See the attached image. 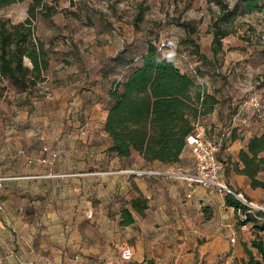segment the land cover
Wrapping results in <instances>:
<instances>
[{
  "label": "rangeland",
  "instance_id": "obj_1",
  "mask_svg": "<svg viewBox=\"0 0 264 264\" xmlns=\"http://www.w3.org/2000/svg\"><path fill=\"white\" fill-rule=\"evenodd\" d=\"M42 1L45 7L36 12V31L53 46L47 79L32 95L0 80V176L9 181L7 198L11 209H20L16 220L22 217L23 224L109 231L115 209L120 213L127 204L130 191L125 181L130 175L124 171L137 166L136 154L129 159L109 154L100 128L74 99L80 85L75 75L97 80L110 69L112 77L118 68L112 60L115 54L125 51V61L131 62L152 42L161 57L187 73L196 85L207 77L210 87H226V99H232L228 92L240 88L236 100L249 101L250 96L264 104V11L235 15L225 25L229 34L222 40L217 63L207 68L188 40L212 59L210 25L218 8L208 0ZM28 5L0 8V18L13 24L24 21ZM183 22L193 32L180 26ZM99 69L106 70L96 73ZM83 86L80 92H92ZM95 181L108 184L104 191L109 204L96 203ZM84 183L90 191L86 197ZM253 206L252 211H258L256 206L264 208Z\"/></svg>",
  "mask_w": 264,
  "mask_h": 264
},
{
  "label": "crops",
  "instance_id": "obj_2",
  "mask_svg": "<svg viewBox=\"0 0 264 264\" xmlns=\"http://www.w3.org/2000/svg\"><path fill=\"white\" fill-rule=\"evenodd\" d=\"M51 66L52 63L50 70ZM100 72L104 70L99 69L96 73ZM75 78V83L80 82L74 97L79 101L78 109L89 111V119L106 138L102 127L111 81L105 78V74L97 80L91 76L84 79L75 75ZM201 84L207 93H213L214 86L210 87L207 77ZM79 86L92 92H80ZM225 88L220 87V92L214 93L217 105L199 121L207 137L219 140L223 135L217 154L225 165L223 182L252 205H264V191L251 188L250 180L236 171L242 167L238 154L245 150L248 140L264 134V120L253 115L250 96H246L249 101L236 100L241 91L238 88L235 93L228 92L232 99H226ZM92 99H96V103ZM87 100L91 103L87 104ZM97 110L100 115L93 114ZM230 124L231 133L225 134V128ZM136 157L137 166L124 171L130 175L129 181H125L130 195L121 209L128 211L133 222L120 226L121 212L115 209V220L114 223L111 221L113 227L109 231L61 227L39 229L33 224H23L22 217L16 220V215L21 214L20 209L18 212L17 208L11 209V201L7 198L9 181H5L0 189V264H115L122 245H128L132 251L128 264H241L247 260L244 247L256 256L250 243L257 236L264 238V232L256 231L251 223L239 226L234 209L226 206L223 195L183 177L154 174V171H176L191 175L193 156L189 148H184L180 161L173 165L146 163L138 154ZM258 176L264 180V173ZM107 185L104 181H95L93 196L100 206L109 204L105 200L108 192L104 191ZM88 192V185L84 183L82 194L86 197ZM138 198L146 203L140 213L131 208V201ZM232 235L234 243L229 240Z\"/></svg>",
  "mask_w": 264,
  "mask_h": 264
},
{
  "label": "trees",
  "instance_id": "obj_3",
  "mask_svg": "<svg viewBox=\"0 0 264 264\" xmlns=\"http://www.w3.org/2000/svg\"><path fill=\"white\" fill-rule=\"evenodd\" d=\"M208 1L218 8L210 25L212 59L200 53L194 41L188 40V43L200 63L212 68L221 53L222 40L229 34L225 25L238 13L264 11V0ZM23 2H29L24 21L13 24L0 18V80L20 93L32 95L41 90L40 84L46 80L45 75L53 62V46L36 31V12L45 7L42 0H0V8ZM180 26L193 32L187 23ZM124 52L112 56L118 67L113 76L110 77V69L105 74L111 81L102 127L106 151L119 159L138 154L146 163L176 164L193 124L213 111L218 103L214 93L220 90L214 87L212 94L207 93L204 84L196 85L187 73L161 57L152 42H147L146 49L131 62L125 61ZM238 160L242 167L236 169L237 173L250 180L251 188L264 191V180L258 176L264 173V134L251 137L245 150L239 152ZM224 199L226 206L234 209L239 226L251 223L256 231L264 232V212L252 211L230 195H225ZM131 208L140 213L146 203L138 198L131 201ZM238 211L245 219H240ZM132 222L128 211L123 209L120 226ZM250 247L256 256L244 247L247 260L241 264H264V238L257 236Z\"/></svg>",
  "mask_w": 264,
  "mask_h": 264
},
{
  "label": "built area",
  "instance_id": "obj_4",
  "mask_svg": "<svg viewBox=\"0 0 264 264\" xmlns=\"http://www.w3.org/2000/svg\"><path fill=\"white\" fill-rule=\"evenodd\" d=\"M249 106L253 109V115L256 117V119L264 120V104H262L260 100L256 98L251 99L249 102ZM231 130L232 125L230 124L225 128L224 133L228 134ZM222 137L223 135L219 138V140L207 137L203 132L200 121L198 119L193 124V129L191 133L185 138V147L189 148L193 156L192 174L189 176L177 173L175 174L155 172L154 174L172 178L181 176L190 181H193L195 184L201 187L216 191L223 196L230 195L237 201L241 202L243 205L251 209L253 208L251 203L244 199L240 193L231 190L223 182L222 175L225 165L224 161L217 157L218 151L221 146ZM5 180V178L0 177V189ZM238 215L240 219H245L244 216L239 213V211ZM229 240L231 243H234V236L232 235ZM131 258L132 251L130 247L128 245H122L119 251L118 259L115 264H128Z\"/></svg>",
  "mask_w": 264,
  "mask_h": 264
},
{
  "label": "bare ground",
  "instance_id": "obj_5",
  "mask_svg": "<svg viewBox=\"0 0 264 264\" xmlns=\"http://www.w3.org/2000/svg\"><path fill=\"white\" fill-rule=\"evenodd\" d=\"M256 209H260V210L264 211V208H262V207L256 206Z\"/></svg>",
  "mask_w": 264,
  "mask_h": 264
},
{
  "label": "water",
  "instance_id": "obj_6",
  "mask_svg": "<svg viewBox=\"0 0 264 264\" xmlns=\"http://www.w3.org/2000/svg\"><path fill=\"white\" fill-rule=\"evenodd\" d=\"M253 206V205H252ZM258 211H261V212H264V211H262V210H260V209H257Z\"/></svg>",
  "mask_w": 264,
  "mask_h": 264
}]
</instances>
